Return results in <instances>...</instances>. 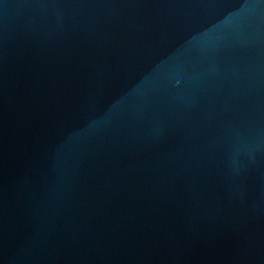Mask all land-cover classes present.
<instances>
[{
	"label": "water",
	"instance_id": "obj_1",
	"mask_svg": "<svg viewBox=\"0 0 264 264\" xmlns=\"http://www.w3.org/2000/svg\"><path fill=\"white\" fill-rule=\"evenodd\" d=\"M0 264H264V0H0Z\"/></svg>",
	"mask_w": 264,
	"mask_h": 264
}]
</instances>
